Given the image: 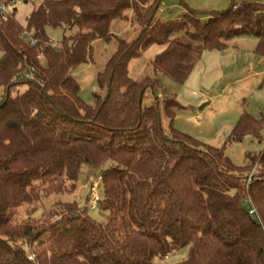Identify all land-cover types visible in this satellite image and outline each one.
I'll use <instances>...</instances> for the list:
<instances>
[{"label":"trees","instance_id":"16d2710c","mask_svg":"<svg viewBox=\"0 0 264 264\" xmlns=\"http://www.w3.org/2000/svg\"><path fill=\"white\" fill-rule=\"evenodd\" d=\"M160 3L44 0L32 3L25 25L15 3L0 16V264H153L185 248L188 258L178 264H264V150L238 166L224 148L178 130L184 107L161 81L183 84L204 51L244 36L257 39L264 57V4L232 0L206 19L188 8L165 22ZM127 12L140 30L131 42L111 33ZM48 29L63 32L58 47ZM112 39L117 50L98 76L106 94L95 93V106L88 105L73 71L92 62L96 40ZM153 44L164 50L151 74L133 80L129 62ZM262 128L245 113L227 142L258 138ZM84 166L101 170L96 207L105 222L76 202L43 206L72 192ZM254 166L249 181L245 172Z\"/></svg>","mask_w":264,"mask_h":264},{"label":"rangeland","instance_id":"374dc122","mask_svg":"<svg viewBox=\"0 0 264 264\" xmlns=\"http://www.w3.org/2000/svg\"><path fill=\"white\" fill-rule=\"evenodd\" d=\"M12 1H15L17 20L25 25L26 18L32 11L33 0H11L8 3ZM247 1L264 4V0ZM231 3L232 0H161L158 17L165 22L175 21L189 8L195 10L199 18L206 19L211 12L227 10ZM7 11L10 13L11 8L8 7ZM127 15L128 19H118L112 23L111 33L131 42L138 37L140 30L133 23L132 14L127 12ZM47 35L54 46L58 47L63 32L60 29H48ZM93 46L92 62L81 64L73 71V76L80 85L79 96L91 106H95V93L103 97L106 94V89L99 85L98 76L105 72L108 61L117 50V42L115 39L96 40ZM256 46V38L244 36L231 41L225 50L204 51L201 60L181 85L169 77H161L166 92L175 95L184 107L178 111L174 126L206 145L224 148L225 153L238 166L247 163L250 154L264 150V57L256 53ZM163 50V46L153 44L139 57L132 59L128 64L130 78L139 81L150 75L151 62ZM2 54L0 51V58ZM2 94L0 91V100ZM151 102L152 97L147 95L144 104L149 106ZM245 113L262 122L260 137L248 135L242 142L228 143V136ZM162 117L167 128L169 120L163 109ZM245 173L248 174L249 180L252 179L257 176L256 167L246 170ZM100 174V169L84 166L74 190L70 193L53 194L45 199V210H49L56 202H76L92 220L105 222L106 214L98 207L92 208L91 204L92 194L99 200L103 197ZM93 188L95 193L91 194ZM44 213V209L39 205L37 216L42 217ZM188 253L189 248H185L166 259L155 258L153 264H178L188 258ZM31 258L33 260V257Z\"/></svg>","mask_w":264,"mask_h":264},{"label":"built area","instance_id":"2783aa9c","mask_svg":"<svg viewBox=\"0 0 264 264\" xmlns=\"http://www.w3.org/2000/svg\"><path fill=\"white\" fill-rule=\"evenodd\" d=\"M32 1V0H31ZM43 1L44 0H42L41 2H39L38 0H33V2L32 3H35V4H41V3H43ZM14 3H15V1H12V2H10V3H8V5H7V3L6 4H4V5H1L0 4V16L1 17H3V18H5V16L7 15V14H9V11H7V8L9 7V8H13V5H14ZM10 5H12V7L10 6ZM31 44L32 45H35V41H31ZM99 179L102 181V178L101 177H99ZM251 180V179H250ZM249 180V181H250ZM96 186V185H95ZM92 193H95V189L93 188L92 189V191H91V194ZM94 196V197H93ZM98 201H99V199L97 198V197H95V195L94 194H92V199H91V204H92V208H95L96 206H97V203H98ZM249 211H250V215H252V216H254L255 214H256V210H255V207L253 206V204L251 203V202H249ZM30 259H32V258H30Z\"/></svg>","mask_w":264,"mask_h":264},{"label":"water","instance_id":"95a60500","mask_svg":"<svg viewBox=\"0 0 264 264\" xmlns=\"http://www.w3.org/2000/svg\"><path fill=\"white\" fill-rule=\"evenodd\" d=\"M205 106V105H204Z\"/></svg>","mask_w":264,"mask_h":264}]
</instances>
